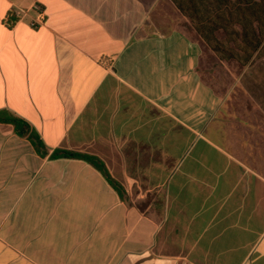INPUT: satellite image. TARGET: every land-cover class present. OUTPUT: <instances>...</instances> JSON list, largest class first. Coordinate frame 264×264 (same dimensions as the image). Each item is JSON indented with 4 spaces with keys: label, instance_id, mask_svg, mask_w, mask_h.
<instances>
[{
    "label": "crops",
    "instance_id": "crops-1",
    "mask_svg": "<svg viewBox=\"0 0 264 264\" xmlns=\"http://www.w3.org/2000/svg\"><path fill=\"white\" fill-rule=\"evenodd\" d=\"M185 5L0 0V264H264V39L197 29L264 0Z\"/></svg>",
    "mask_w": 264,
    "mask_h": 264
},
{
    "label": "trees",
    "instance_id": "trees-1",
    "mask_svg": "<svg viewBox=\"0 0 264 264\" xmlns=\"http://www.w3.org/2000/svg\"><path fill=\"white\" fill-rule=\"evenodd\" d=\"M171 1L178 7V9L181 11L183 15L186 14L187 8L185 5V0H171ZM242 27H243V40H242L243 47H242V53L240 54L241 55L240 57L236 56L234 52L224 51V49L222 48L224 46V42L229 43V40L218 42L217 39L209 38L206 34H204V30H202L203 29L202 27H197V29L202 39L207 43V45L214 52H216L219 55V57L224 58V59H237L241 63H245L249 60V55H247L249 52V49H251L252 51H255L264 39V22L263 23L258 22V33H257L258 39L256 40H246L245 36H248V29L246 28V24H242ZM244 44L247 47L248 51L244 48ZM5 121L7 123L13 124V126L15 127L19 135L28 136L31 142L38 148L43 146V142L41 141L39 135L36 132L32 131L30 126L23 120L12 117V118L5 119ZM51 157L52 158L63 157V158H74V159L85 160L86 162L94 166L96 169H98L103 174V176L107 179V181L111 185L114 186V188H116L117 190H120L118 188V184L114 182L112 178L110 177L104 164L96 157L79 154L75 152H69V151H57L55 152V154H52Z\"/></svg>",
    "mask_w": 264,
    "mask_h": 264
}]
</instances>
